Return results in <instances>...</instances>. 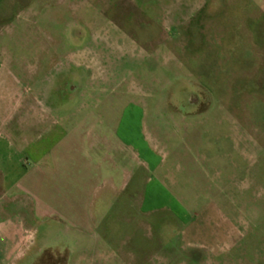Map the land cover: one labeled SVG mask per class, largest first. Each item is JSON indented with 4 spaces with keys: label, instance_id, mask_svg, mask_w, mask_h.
<instances>
[{
    "label": "rangeland",
    "instance_id": "obj_1",
    "mask_svg": "<svg viewBox=\"0 0 264 264\" xmlns=\"http://www.w3.org/2000/svg\"><path fill=\"white\" fill-rule=\"evenodd\" d=\"M0 67L70 128L131 117L133 145L155 155L156 170L130 162L162 199L149 219L130 222L117 173L91 203L96 229L77 234L84 249L65 243L69 263L137 248L150 264H264V0H0ZM188 85L209 101L183 117Z\"/></svg>",
    "mask_w": 264,
    "mask_h": 264
},
{
    "label": "crops",
    "instance_id": "obj_2",
    "mask_svg": "<svg viewBox=\"0 0 264 264\" xmlns=\"http://www.w3.org/2000/svg\"><path fill=\"white\" fill-rule=\"evenodd\" d=\"M21 87L0 67V264H40L45 252L64 257L56 264H150L147 250L142 257L137 248L129 259L119 257L117 249L113 257L83 255L71 263L64 255L72 233L75 245L70 249H84L77 234H85L89 226L93 232L96 229L99 215L95 216L91 203L108 199L101 197L100 183L112 191L117 173L126 175L123 191L130 202V222H146L150 208H155L150 203L162 201L148 180L144 188L140 184L141 167L156 170L158 165L149 148L133 145L129 125L123 123L131 117L120 119L118 129L108 125L102 132L97 129L102 120L90 116L70 128L68 118H54L51 101L28 95ZM85 123L90 125L82 130ZM133 159L141 169L132 166ZM191 222L187 225L194 228L193 238L206 241L203 229ZM54 240L60 242L53 244Z\"/></svg>",
    "mask_w": 264,
    "mask_h": 264
},
{
    "label": "flooded vegetation",
    "instance_id": "obj_3",
    "mask_svg": "<svg viewBox=\"0 0 264 264\" xmlns=\"http://www.w3.org/2000/svg\"><path fill=\"white\" fill-rule=\"evenodd\" d=\"M181 101L178 103L182 111L179 115L183 117L195 113L200 107L208 105V98L204 96L197 88L188 85V88L182 87L179 91Z\"/></svg>",
    "mask_w": 264,
    "mask_h": 264
}]
</instances>
